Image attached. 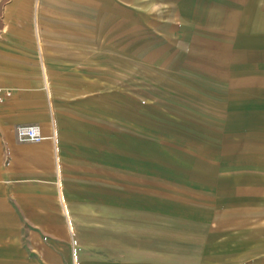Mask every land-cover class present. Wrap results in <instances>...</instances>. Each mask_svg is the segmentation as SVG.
<instances>
[{"label": "rangeland", "instance_id": "1", "mask_svg": "<svg viewBox=\"0 0 264 264\" xmlns=\"http://www.w3.org/2000/svg\"><path fill=\"white\" fill-rule=\"evenodd\" d=\"M144 6L89 48L41 49L63 114L106 138L107 205L75 264H264V0Z\"/></svg>", "mask_w": 264, "mask_h": 264}, {"label": "crops", "instance_id": "2", "mask_svg": "<svg viewBox=\"0 0 264 264\" xmlns=\"http://www.w3.org/2000/svg\"><path fill=\"white\" fill-rule=\"evenodd\" d=\"M153 1L10 0L4 8L0 88L8 96L0 106V264H75L71 241L96 238L84 235L80 225H89L94 213L92 222L100 226L107 205L101 126L92 137L81 107L68 105L78 117L63 114L41 49L89 48L91 34L105 30L116 7ZM21 125L38 126L42 141H18ZM102 216L105 224L106 212ZM27 240L38 241V248L27 251L20 243Z\"/></svg>", "mask_w": 264, "mask_h": 264}, {"label": "built area", "instance_id": "3", "mask_svg": "<svg viewBox=\"0 0 264 264\" xmlns=\"http://www.w3.org/2000/svg\"><path fill=\"white\" fill-rule=\"evenodd\" d=\"M6 96H8V92L5 89L0 88V106ZM15 133L20 142L38 143L43 139L40 128L36 125L18 126L16 127Z\"/></svg>", "mask_w": 264, "mask_h": 264}]
</instances>
